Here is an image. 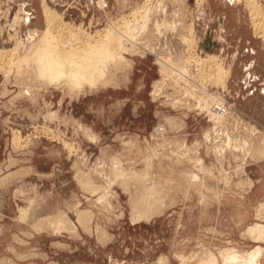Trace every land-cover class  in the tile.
<instances>
[{
	"label": "rangeland",
	"instance_id": "obj_1",
	"mask_svg": "<svg viewBox=\"0 0 264 264\" xmlns=\"http://www.w3.org/2000/svg\"><path fill=\"white\" fill-rule=\"evenodd\" d=\"M255 1L264 14V0ZM244 2L0 0V51L19 58L46 29L45 9L56 14L55 43L72 32L91 45L123 19L133 28L136 8L149 10L136 47L121 50L123 63L105 85L40 81L31 60L20 69L0 55V264H223L221 252L256 247L264 264V238L247 231L264 225V155L255 151L264 141V37ZM190 28L192 49L182 40ZM189 52L208 67V56L223 65L224 88L192 65L199 88L191 80L185 87L195 85L193 94L165 78L158 60L186 61ZM213 96L224 109L219 121L202 106ZM83 177L96 187L85 189ZM154 183L169 199L147 217L132 202ZM76 210L92 213L88 230ZM62 211L77 234L55 223L33 229Z\"/></svg>",
	"mask_w": 264,
	"mask_h": 264
},
{
	"label": "bare ground",
	"instance_id": "obj_2",
	"mask_svg": "<svg viewBox=\"0 0 264 264\" xmlns=\"http://www.w3.org/2000/svg\"><path fill=\"white\" fill-rule=\"evenodd\" d=\"M201 2L202 1H200V3ZM257 4L258 3H256L255 0H245V2H244V5L247 6L246 9H248V12H249V15H250L249 17H251L250 19H251V21H253V23L251 22L252 23V26H255V28H253V30H256L257 34L259 33L260 35H262L264 37V14H263V11H262L263 8L261 9L260 6H258ZM44 12H45V15H44V17H45L44 19L45 20H44V22H45L46 29L44 31H42V33H41L40 36L36 37V39L35 38L33 39V41L35 43L31 47L29 46L30 47L29 48L30 51L28 52V54L26 55V57L23 56L22 58H19V57H17V55L14 52L11 53L12 51H15V50L7 51V52L5 51L6 53L0 51V55L1 54H6V56L9 59V61H13V64L15 66L19 65L18 66L19 68L21 67L22 61L31 60L33 62V64H34V66L36 67L35 69L37 71H35L36 72L35 77H37L38 80L40 79V81H44V82H47V83H50V82H63L64 84H67V85L69 84V85H71L73 87H78L79 85H82V84H88L90 87H93L96 84L97 85L98 84H101V85L104 84L105 85L106 84L105 82H107V84H108V81L111 80V77L114 75V72H115V69L112 68V67H115V66L118 67V65H122V63H123L124 57L121 55V50L125 51V50H129L130 48H135L136 47V46H134L136 44L135 43V39H136L135 36L137 34H139L142 30H145L147 28V26H148V19H149L148 18L149 10L146 9V7L145 8L144 7L143 8L140 7L139 9L136 8V10L133 13L132 17H133V19H136L137 18V20H139V23H138L137 20H135V22L133 20L134 23H133V28H132V25H130L129 23H127L125 21V19H123V21H121V25L118 22L119 25H116V26L113 25L114 27L112 26V28L110 30H106V33L104 32L105 35L104 36L101 35L103 37H100L101 38L100 39L101 42H99L96 45L95 44H92L91 45V43H90L92 41V40L90 41V39H92L91 37L88 39L89 41H85V40L82 41L81 38L79 36H77L76 33H72V32H70L71 34L68 36V38H67L66 41H62L61 38H58V40L56 39L57 43H55V41H53L54 36L52 35V30L51 29H52V27L56 26L55 25L57 23L56 22V14L53 11L50 12L49 10H46V9H45ZM120 20H122V17H121ZM130 21H132V20H130ZM110 24L112 25V23H110ZM96 31H98V30H96ZM33 33L35 35L36 31H34ZM189 34L190 35H193L192 28H190V31H187V35L182 36V40L185 42V45H186V47L188 49H192V48H194V45H196V43L194 42L195 41L194 37L192 38L191 36H188ZM15 48L16 47H14V49ZM193 54H192V52H189V57H187L189 60H186V61L185 60L183 61L181 59V60H178L176 62H172L171 60H169L167 58L165 60L164 59H160V60L156 59V60H158L160 62V65H161L160 67L162 68V73H164L165 78L166 77H169L171 75L173 77L172 80L174 81L175 84H178L177 86L179 87V89H181L180 87H182V90H183L184 94H187L188 93L190 95V94H193L194 93L192 88H195L194 87L195 85L193 86V84H197L198 85V88H199L198 81L192 79L191 78L192 76L189 73V70H190L191 65L197 67L198 69H200V71H201V75L200 76H202L203 74H205L209 78L213 77V79L215 80V84L216 85H219V86H221V87L224 88L225 81H226L225 77L227 76V73L228 72H227V70L224 69V67H222L223 65H221L220 63H218V61L216 59H214L213 57L208 56V59H211V62H212L211 63V66L208 67L207 65H205L202 62L203 60H201L199 57L194 56ZM27 56H29V57L27 58ZM187 56H188V54H187ZM23 58H25V59H23ZM115 60H117V63L116 64H115ZM186 62L187 63H191V64L186 65L185 64ZM126 63H127V61H126ZM128 64H127V66H126V64L124 66L125 67H128ZM20 69L16 68V71L19 70L18 73H20L21 72ZM212 70H215L216 71L215 74H213V75L211 74V71ZM32 77L34 78V75ZM116 80H117V78H116ZM188 80H191L192 81V83H193L191 85V87L193 86L192 88L185 87V85L190 84ZM161 84H162V82H156L154 84L155 85L154 87H156V90L157 91L159 89H161V87H162ZM175 84H172V86L175 85ZM159 86H161V87H159ZM202 89L205 90V88H202ZM194 90L196 92L198 89L197 90L194 89ZM155 93H156V91H155ZM213 100L214 101H212L210 103L207 100H205L203 102L202 106L204 107V109L209 108V112H208L209 114L208 115H212L213 118H215V119L217 118L216 120L219 121V119H221V115L222 114H221V111H220V114L221 115H219V112L218 111L221 110L220 109V106H221V108L223 107L222 106V101H221V99L219 100L217 97L216 98L214 97ZM213 106L214 107L216 106V107L213 108ZM224 112H226V111H224ZM222 116H224V115H222ZM233 117H235V116H233ZM216 120H214V122ZM221 123L222 122H220L219 124H221ZM215 124H216V122H215ZM155 132L157 133V130ZM158 132H162V131H158ZM235 146L236 145H234L233 149L235 148ZM237 148H239L238 145H237ZM185 151H186V149H185ZM255 151H257L258 153L257 152L256 153L258 155H260V156H263L264 155V141L262 142V145L259 148H256L255 149ZM151 154H152V152H151ZM154 155H156V154H153V156ZM159 155H161V154H159ZM165 156H167V155H165ZM167 157H169V156H167ZM150 159H151V157H150ZM190 160H193V159H190ZM194 162H195L194 164H196V161H194ZM152 165H153V163H152ZM189 165L191 166L190 163H189ZM200 165H202V163ZM156 166H159V164H157ZM162 166H163V164H162ZM166 169H168L167 168V165H166ZM197 169H198V167H197ZM201 169H202V166H201ZM114 170H116V168ZM179 170H181V169H179ZM184 170H185V168H184ZM188 170L189 169H187V172H188ZM205 170H206V168H205ZM143 171H144V169L142 170V172ZM175 171H177V169ZM118 172H120V171H118ZM182 172H184V171H182ZM145 173H146V171H145ZM134 174H136V173H134ZM178 174H180V173H178ZM125 175H124V177H125ZM170 175H169V177H171ZM185 176H186V173L184 172V178H185ZM210 176H211V174H210ZM159 177L163 179V177H161V175H159ZM190 177L194 180L196 178V175L195 174H192V175L190 174ZM90 178H91V176H90ZM90 178L89 177H87V178L86 177H83L82 181L80 180L81 185H83V187L85 189H90L91 190L93 187H96V186H93L92 183L94 181H91ZM137 181H139V179ZM171 181H172V179H171ZM171 181H170V184H171ZM190 181H191V179H190ZM98 185H100V184H98ZM158 185H159V183H158ZM100 187H101V185H100ZM173 187H175V186H173ZM146 188H147V186H146ZM99 190H101V189H99ZM102 190H104V189H102ZM178 190H179V188H178ZM166 191L167 190H165L161 185L160 186H157L154 183V186H149V188H147L145 192L140 193L141 194L140 197L137 196L138 199L139 198L140 199L139 200H134L135 202H132L133 203V207L135 209H140L139 211H141L142 209H144V213H146L145 215H147V217H148V215L150 213H152V215L155 212L158 213V211H161V209L164 207V205L167 203V200L169 199V196H167ZM179 191H181V190H179ZM170 192H172V191H170ZM90 193H91V191H90ZM173 194H175V193H173ZM100 197H101V195H100ZM172 201L173 200H171V202ZM169 205H168V207H169ZM30 209H31V207H30ZM259 209H262V207H260ZM259 209H257V210L259 211ZM57 211H59V210H57ZM26 212H27L26 209L25 210H21L19 212L20 215H21V217H20L21 219H25ZM159 213H161V212H159ZM262 213H260V214H262ZM75 215L77 216V221L76 222L81 226V228L88 230L89 229V223H90L89 221H90L91 217L93 216L92 213L89 212V211H85V210L84 211H82V210L79 211L78 210ZM136 216L139 217L140 215H136ZM141 217H142V215L140 216V218ZM258 217H260V216H258ZM136 221H138V220H136ZM35 223L36 224L33 227L34 230H39L42 226H49V225H52V224L55 223L56 226L57 225L60 226L61 229H64V227H65L68 230V232L71 231V232H75L76 233V228H75L76 225L74 224V222H72L70 220V218H68V216L66 214H64L63 211L62 212H57L54 215V217H50V218H47V219H42V220H39L38 222H35ZM247 231H248V234H251L254 237L264 238V225L262 226L260 224H257L255 226H253L252 228L248 229ZM244 232H246V231H244ZM102 234H103V232H102ZM254 237H253V239L255 240L256 238H254ZM257 240H258V238H257ZM230 249L228 251L223 250V252H226L227 253V252L230 251ZM220 252H218V253H220ZM230 252H232V253H230ZM230 252L227 255L225 253H222L221 252L220 255L224 254L223 264H258V262H257L258 261V257H259V255H260V253L262 251H261V249L259 247H256V249H254L253 251L247 252V253L244 252L246 254H243L242 253V255L239 254V253H234L235 250L233 251V249ZM221 259H220V261H222ZM210 260H212V259H210ZM221 264H222V262H221Z\"/></svg>",
	"mask_w": 264,
	"mask_h": 264
}]
</instances>
